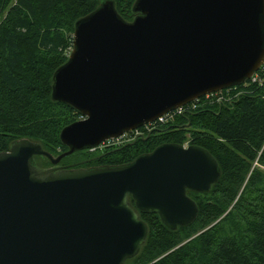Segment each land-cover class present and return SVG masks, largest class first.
I'll return each instance as SVG.
<instances>
[{
	"label": "water",
	"instance_id": "95a60500",
	"mask_svg": "<svg viewBox=\"0 0 264 264\" xmlns=\"http://www.w3.org/2000/svg\"><path fill=\"white\" fill-rule=\"evenodd\" d=\"M132 12L126 20L114 0H100L74 22L51 78L52 100L81 115L60 131L67 150L54 156L19 138L0 151V264H126L148 234L139 211L171 230L187 225L198 212L188 191L207 192L220 177L207 149L175 142L123 164L58 165L264 64V0H134Z\"/></svg>",
	"mask_w": 264,
	"mask_h": 264
},
{
	"label": "trees",
	"instance_id": "16d2710c",
	"mask_svg": "<svg viewBox=\"0 0 264 264\" xmlns=\"http://www.w3.org/2000/svg\"><path fill=\"white\" fill-rule=\"evenodd\" d=\"M133 1L114 0L126 20L135 15ZM99 2L0 0V151L19 138L40 142L52 155L67 150L60 131L81 115L52 100L51 78L70 53L74 22ZM257 72L258 79L238 84L230 100L202 97L133 143L62 158L81 161L77 167L123 164L161 143L187 142L217 160L220 177L211 189L188 191L198 207L191 223L171 230L156 213L139 211L148 234L126 264H264V65ZM34 163L51 165L45 156H34Z\"/></svg>",
	"mask_w": 264,
	"mask_h": 264
},
{
	"label": "built area",
	"instance_id": "2783aa9c",
	"mask_svg": "<svg viewBox=\"0 0 264 264\" xmlns=\"http://www.w3.org/2000/svg\"><path fill=\"white\" fill-rule=\"evenodd\" d=\"M263 65L260 68H262ZM257 71L247 80H251L252 82L256 81L258 79V72ZM242 84H243V86L247 85L246 80L243 83H241V85ZM236 87H237V85L202 95L201 97L196 98L195 100L191 101L190 103H188L184 106H181L179 108H176L174 110H171L167 113L162 114L161 116L157 117L152 122L145 123L136 129L125 131L117 137L106 139V140L102 141L100 144H98L97 146L89 147L87 149L90 151H95L96 149H102V148L110 147V146H118V145H121L124 143L131 142L134 139H136L137 137L138 138L143 137L146 132H151L153 129L172 121L175 114L182 113L188 109L195 108L198 105V103L201 101L202 97L205 100H209L212 98H214L218 101L230 100L233 97V95H235L232 92L236 89ZM184 145H188V143L186 142V143H184Z\"/></svg>",
	"mask_w": 264,
	"mask_h": 264
},
{
	"label": "flooded vegetation",
	"instance_id": "af4514ba",
	"mask_svg": "<svg viewBox=\"0 0 264 264\" xmlns=\"http://www.w3.org/2000/svg\"><path fill=\"white\" fill-rule=\"evenodd\" d=\"M188 126V124H187ZM159 133L163 132L162 130L158 131ZM138 138V137H137ZM136 138V139H137ZM136 139H134L133 141H135ZM62 160V159H61ZM61 160L59 161L58 165H61V166H64V165H70V164H74L76 163L77 161H73V162H68V163H61Z\"/></svg>",
	"mask_w": 264,
	"mask_h": 264
},
{
	"label": "rangeland",
	"instance_id": "374dc122",
	"mask_svg": "<svg viewBox=\"0 0 264 264\" xmlns=\"http://www.w3.org/2000/svg\"><path fill=\"white\" fill-rule=\"evenodd\" d=\"M35 141V140H34ZM186 143V142H185ZM81 151H83V150H80L79 152H81ZM54 156H57V155H54ZM68 163V162H67ZM76 163H78V164H80L81 163V161H77ZM75 164V163H74ZM77 164V165H78ZM51 166V165H50ZM89 166H94V165H89ZM89 166H86V167H89Z\"/></svg>",
	"mask_w": 264,
	"mask_h": 264
}]
</instances>
